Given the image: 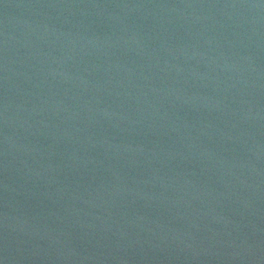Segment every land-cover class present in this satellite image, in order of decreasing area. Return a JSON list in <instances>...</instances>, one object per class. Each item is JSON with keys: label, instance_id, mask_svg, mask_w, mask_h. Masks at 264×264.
<instances>
[{"label": "water", "instance_id": "obj_1", "mask_svg": "<svg viewBox=\"0 0 264 264\" xmlns=\"http://www.w3.org/2000/svg\"><path fill=\"white\" fill-rule=\"evenodd\" d=\"M0 264H264V0H0Z\"/></svg>", "mask_w": 264, "mask_h": 264}]
</instances>
